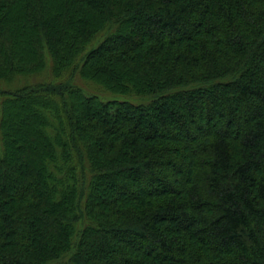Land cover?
Segmentation results:
<instances>
[{
	"label": "trees",
	"instance_id": "trees-1",
	"mask_svg": "<svg viewBox=\"0 0 264 264\" xmlns=\"http://www.w3.org/2000/svg\"><path fill=\"white\" fill-rule=\"evenodd\" d=\"M0 264H264V0H0Z\"/></svg>",
	"mask_w": 264,
	"mask_h": 264
},
{
	"label": "rangeland",
	"instance_id": "rangeland-1",
	"mask_svg": "<svg viewBox=\"0 0 264 264\" xmlns=\"http://www.w3.org/2000/svg\"><path fill=\"white\" fill-rule=\"evenodd\" d=\"M214 121L213 122H211V121H208V122H206L205 123V127H207V126H213L215 123H219L220 122V120L218 119V117L217 116H215L214 117V119H213ZM181 135V134H180ZM182 136L183 137H185L186 139H188L186 136H184L183 134H182ZM23 141L21 140V142L19 141L18 142V144L19 143H22ZM24 143V142H23ZM23 164L25 165V162L23 161ZM170 179H171V183L173 184V185H175V182H174V179H173V177H170ZM173 179V180H172ZM7 187H6V189H7V192L9 193V192H16L17 190H18V187H15V186H13V185H6ZM17 189V190H16ZM87 246H88V244H87Z\"/></svg>",
	"mask_w": 264,
	"mask_h": 264
}]
</instances>
